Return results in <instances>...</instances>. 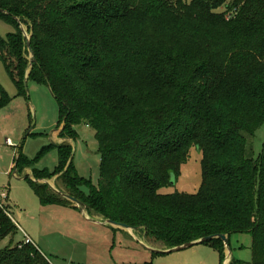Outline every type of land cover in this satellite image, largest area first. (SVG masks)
Masks as SVG:
<instances>
[{
    "label": "trees",
    "instance_id": "1",
    "mask_svg": "<svg viewBox=\"0 0 264 264\" xmlns=\"http://www.w3.org/2000/svg\"><path fill=\"white\" fill-rule=\"evenodd\" d=\"M0 20L14 27L0 38V60L17 95H26L30 64L27 80L58 103V137L73 140L84 123L99 154L97 188L76 173L66 140L52 170L33 167L20 144L18 174L56 176L87 212L165 248L215 234L229 246L231 234L249 233V264H264V142L258 157L246 152V135L264 122V0H0ZM9 102L0 86V109ZM192 148L201 154L197 191L167 192ZM24 179L41 204L71 203ZM16 231L0 206V240ZM203 243L223 263V242ZM0 264L51 263L18 241L0 250Z\"/></svg>",
    "mask_w": 264,
    "mask_h": 264
},
{
    "label": "rangeland",
    "instance_id": "2",
    "mask_svg": "<svg viewBox=\"0 0 264 264\" xmlns=\"http://www.w3.org/2000/svg\"><path fill=\"white\" fill-rule=\"evenodd\" d=\"M22 27L27 32L26 27ZM13 30L14 27L11 24L0 20V38H4ZM0 86L10 97V102L0 109V195L4 192L8 197L0 199V205L17 223V231L12 236L0 240V250L22 241L21 230H24L51 264L222 263L218 252L208 243L193 245L172 253L156 254L140 246L121 228L89 221L81 213L80 218L84 219L83 221L80 219V224L77 225L78 220L74 219L71 222L69 215H66L67 211H60L58 205L41 204L29 180L19 178L18 173L13 176V169L11 170L10 166L13 165V157L20 144V152L33 161V167L52 170L57 166L59 161L57 144L52 141L51 135L53 131L62 127V125L59 127L58 123V103L47 85L32 80L26 81V95H17V89L6 73L1 60ZM73 128L76 131V137L73 140H66L72 147V164L79 176L87 179L89 185L97 188L99 154L94 130L84 123L77 124ZM28 131H30L29 134H27ZM7 137L13 144L6 143ZM63 141L65 140L62 139L61 142ZM246 142L247 154L252 158L258 157L264 142V122L253 136L246 135ZM200 158V152L192 148L189 159L182 166L174 186L167 188L166 191L195 193L201 181ZM21 175L31 177V180L35 179L32 172L25 175L23 170ZM46 181L57 189L60 187L64 189L63 184L55 177ZM86 186H82L84 192H87L89 188ZM134 233L145 243L146 241L149 244L157 243L151 238L139 235L137 230ZM225 258L228 260L227 264L231 259L239 260L241 264H249L250 234H231L229 246L225 248Z\"/></svg>",
    "mask_w": 264,
    "mask_h": 264
},
{
    "label": "water",
    "instance_id": "3",
    "mask_svg": "<svg viewBox=\"0 0 264 264\" xmlns=\"http://www.w3.org/2000/svg\"><path fill=\"white\" fill-rule=\"evenodd\" d=\"M20 29L22 31V34L24 36V39H25V45H26V48H27V51L29 53V61L31 63V61L33 60V54H32V50L30 48V43H29V34L27 32H25V30L23 29L22 25H20ZM29 68H30V64L27 68V71H26V75L24 77V80H23V85H24V90L26 91V81H27V73L29 71ZM33 125V122L31 124V126ZM63 140H67L66 138H63ZM70 161H71V157H70ZM15 173H16V167L14 166L13 167V170H12V175L15 176ZM32 179V178H30ZM33 181L35 182H42V183H45L47 184L48 188L53 192L55 193L56 195L74 203L78 210L81 212V214L83 215V217L87 218L89 221H92V222H97V223H103V224H108V225H111V226H114V227H119V228H122L126 231L129 232V234L139 243L140 246H142L143 248H145L146 250L152 252V253H156V254H161V253H172V252H176V251H180V250H183V249H186L188 247H191L193 245H197V244H201L203 242H207L213 238H219L225 248H228V237L227 235L225 234H215V235H209V236H205V237H202V238H199L197 240H193V241H189V242H186V243H183L181 245H177V246H174V247H170V248H156V247H151L149 246L148 244H146L145 242L142 241V239H139L138 237L135 236L134 234V231L136 230L135 227H131V226H128L127 224L125 223H122V222H117V221H114V220H111V219H108V218H103L102 221L100 220H97V219H93L89 216V213L87 212V206L82 203L81 201H79L78 199H76L75 197L69 195L68 193H65L55 187H53L52 185H50L46 179H42V180H39V179H33ZM227 259L225 258L223 263L222 264H227Z\"/></svg>",
    "mask_w": 264,
    "mask_h": 264
},
{
    "label": "crops",
    "instance_id": "4",
    "mask_svg": "<svg viewBox=\"0 0 264 264\" xmlns=\"http://www.w3.org/2000/svg\"><path fill=\"white\" fill-rule=\"evenodd\" d=\"M29 132V131H28ZM58 132H59V129L58 130H55V131H53V133H52V135H51V139H52V141L53 142H55L56 144H60V142L62 141V139L61 138H59L58 137ZM6 143H10L11 142V140L7 137L6 139ZM10 140V141H9ZM12 143V142H11ZM13 144V143H12ZM19 146V145H18ZM18 146H17V148H18ZM16 154H17V151H16V153H15V156H16ZM15 156L13 157V162H12V164L13 165H11L10 166V168H11V170L13 169V167H14V158H15ZM13 166V167H12ZM10 170V171H11ZM29 172H32L31 171V169L30 168H25L24 169V173H25V175H27V174H29ZM17 173V172H16ZM16 173H15V175H16ZM19 178H24V176H22L21 174L19 175ZM29 178V177H28ZM31 178V177H30ZM29 178V179H30ZM55 178H56V176H55ZM61 188V189H60ZM59 188V190H64L62 187H60ZM2 196H6L7 197V195H6V193H4V192H2L1 193V195H0V197H2ZM8 198V197H7ZM9 200V199H8ZM56 205H58L59 207H60V211H67L66 213V215H69V217L68 218H70L71 219V222L74 220V219H76V220H78V222H77V225H79L80 224V219H81V221H83L82 219H84V218H80V217H82L81 216V212L78 210V208H77V206L74 204V203H69V204H56ZM9 206H10V203H9ZM89 213V212H88ZM89 215L93 218V219H97V220H100V221H102L103 220V218H102V216H100V215H98V214H96V213H94V212H90L89 213ZM12 221L14 222V224H16V222L12 219ZM17 226V225H16ZM114 227V226H113ZM117 228H119V227H117ZM122 229V228H121ZM124 230V229H123ZM137 230V229H136ZM126 231V230H125ZM138 232H139V235L140 234H142L143 236H144V234H143V231L141 230V229H138L137 230ZM23 232L32 240V238L30 237V235L26 232V231H24L23 230ZM126 233H128L129 234V232L128 231H126ZM136 233V232H135ZM134 233V234H135ZM136 235V234H135ZM131 236V235H130ZM146 238V237H145ZM23 240V239H22ZM32 242H33V244L40 250V248L35 244V242L32 240ZM146 243H147V241H146ZM149 246L151 245V247H154V246H156V248H165L162 244H160V243H155V244H152V243H147ZM41 251V250H40ZM42 252V251H41ZM43 253V252H42ZM44 254V253H43ZM45 255V254H44Z\"/></svg>",
    "mask_w": 264,
    "mask_h": 264
},
{
    "label": "built area",
    "instance_id": "5",
    "mask_svg": "<svg viewBox=\"0 0 264 264\" xmlns=\"http://www.w3.org/2000/svg\"><path fill=\"white\" fill-rule=\"evenodd\" d=\"M3 198H5V196L0 197V199H3ZM6 214L10 217L9 213L6 212ZM15 225H17V223ZM21 233H22V236H23V240H22L23 243H31V244H33L32 240L23 232V230H21Z\"/></svg>",
    "mask_w": 264,
    "mask_h": 264
}]
</instances>
